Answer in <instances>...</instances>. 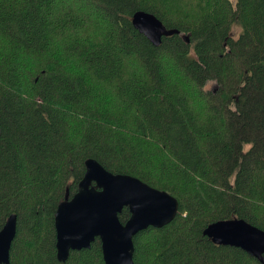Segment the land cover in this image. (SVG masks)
I'll use <instances>...</instances> for the list:
<instances>
[{"label":"trees","instance_id":"16d2710c","mask_svg":"<svg viewBox=\"0 0 264 264\" xmlns=\"http://www.w3.org/2000/svg\"><path fill=\"white\" fill-rule=\"evenodd\" d=\"M137 11L179 33L153 46ZM88 159L178 202L134 237L133 264H259L203 233L230 219L264 232V0H0L9 264H104L99 239L56 258L54 214Z\"/></svg>","mask_w":264,"mask_h":264},{"label":"water","instance_id":"95a60500","mask_svg":"<svg viewBox=\"0 0 264 264\" xmlns=\"http://www.w3.org/2000/svg\"><path fill=\"white\" fill-rule=\"evenodd\" d=\"M131 23L155 47L162 37L179 33L166 29L157 17L144 11L135 12ZM183 39L188 42L187 37ZM124 208L130 216L123 224L118 216ZM178 209L170 194L135 177L113 174L88 159L77 192L71 198L66 195L54 214L56 258L65 262L71 251L89 249L99 239L104 264H133L134 237L149 227L168 225ZM16 230L17 217L12 214L0 228V264H9ZM203 234L215 245L238 248L264 264V232L243 220L214 222Z\"/></svg>","mask_w":264,"mask_h":264},{"label":"rangeland","instance_id":"374dc122","mask_svg":"<svg viewBox=\"0 0 264 264\" xmlns=\"http://www.w3.org/2000/svg\"><path fill=\"white\" fill-rule=\"evenodd\" d=\"M237 32H238V28H237L236 26L233 27L232 34H233L234 37H235V34H237ZM206 89H208V90H210V91H214V90H215V85H214V83H209V84H207Z\"/></svg>","mask_w":264,"mask_h":264}]
</instances>
